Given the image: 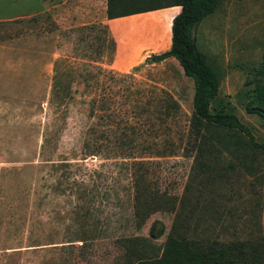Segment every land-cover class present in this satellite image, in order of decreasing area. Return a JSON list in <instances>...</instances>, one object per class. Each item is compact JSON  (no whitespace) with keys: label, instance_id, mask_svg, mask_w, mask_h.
Wrapping results in <instances>:
<instances>
[{"label":"rangeland","instance_id":"374dc122","mask_svg":"<svg viewBox=\"0 0 264 264\" xmlns=\"http://www.w3.org/2000/svg\"><path fill=\"white\" fill-rule=\"evenodd\" d=\"M63 1L0 0V264H136L168 234L200 250L242 243L264 264V151L197 130L176 60L143 62L168 48L179 7L106 22ZM194 36L212 107L264 145L245 109L264 0H218Z\"/></svg>","mask_w":264,"mask_h":264},{"label":"trees","instance_id":"16d2710c","mask_svg":"<svg viewBox=\"0 0 264 264\" xmlns=\"http://www.w3.org/2000/svg\"><path fill=\"white\" fill-rule=\"evenodd\" d=\"M218 0H106L107 19L178 6L179 11L171 18L169 46L159 53H150L144 63L154 64L171 57L176 60L183 74L192 81V123L198 130L220 127L231 132L235 149L259 148L264 145L254 141L248 128L230 112L212 107L218 91V82L197 48L194 30L199 22L211 13ZM134 68V67H133ZM55 81H53L54 84ZM253 84L245 109L256 114L264 124V51L261 66L248 81ZM162 228L153 221L148 228L150 238H157ZM242 243L210 244L204 250L183 236L168 234L148 258L138 259L136 264H260L262 254L255 248L248 249ZM153 252V250H152Z\"/></svg>","mask_w":264,"mask_h":264},{"label":"crops","instance_id":"0c3cea01","mask_svg":"<svg viewBox=\"0 0 264 264\" xmlns=\"http://www.w3.org/2000/svg\"><path fill=\"white\" fill-rule=\"evenodd\" d=\"M65 1L66 0H64L63 2H65ZM70 1L73 2V3L78 2L79 5H81V4H85L86 5L85 7L87 8V10L85 12V17H92V16L93 17H97L98 14L99 15H103L105 13V3H104V0H70ZM176 7H178V6H176ZM129 16H131V15H129ZM124 17H127V16H124ZM118 18H120V17H118ZM118 18L106 19V22H110V21L116 20ZM170 22H171V20H170ZM170 22H169V25H170ZM143 26H146V25H143ZM108 28L110 30V23H108ZM114 38H115V36H114Z\"/></svg>","mask_w":264,"mask_h":264}]
</instances>
